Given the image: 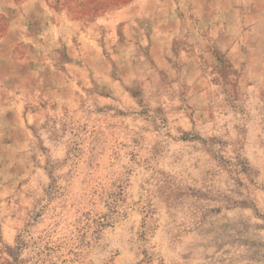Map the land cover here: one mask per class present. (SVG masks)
<instances>
[{"label": "rangeland", "instance_id": "obj_1", "mask_svg": "<svg viewBox=\"0 0 264 264\" xmlns=\"http://www.w3.org/2000/svg\"><path fill=\"white\" fill-rule=\"evenodd\" d=\"M0 264H264V0H0Z\"/></svg>", "mask_w": 264, "mask_h": 264}, {"label": "trees", "instance_id": "obj_2", "mask_svg": "<svg viewBox=\"0 0 264 264\" xmlns=\"http://www.w3.org/2000/svg\"><path fill=\"white\" fill-rule=\"evenodd\" d=\"M18 248V247H17Z\"/></svg>", "mask_w": 264, "mask_h": 264}]
</instances>
